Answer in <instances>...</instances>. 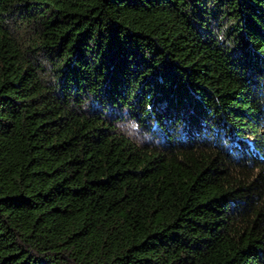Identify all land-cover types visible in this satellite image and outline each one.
<instances>
[{"label":"trees","instance_id":"1","mask_svg":"<svg viewBox=\"0 0 264 264\" xmlns=\"http://www.w3.org/2000/svg\"><path fill=\"white\" fill-rule=\"evenodd\" d=\"M0 264H264V0H0Z\"/></svg>","mask_w":264,"mask_h":264}]
</instances>
